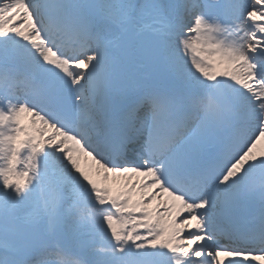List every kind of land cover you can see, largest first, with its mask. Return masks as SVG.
<instances>
[{"label": "snow or ice", "instance_id": "6c2138e0", "mask_svg": "<svg viewBox=\"0 0 264 264\" xmlns=\"http://www.w3.org/2000/svg\"><path fill=\"white\" fill-rule=\"evenodd\" d=\"M0 264H264V0H0Z\"/></svg>", "mask_w": 264, "mask_h": 264}]
</instances>
